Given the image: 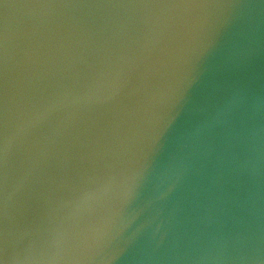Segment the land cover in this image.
<instances>
[{
	"label": "water",
	"instance_id": "1",
	"mask_svg": "<svg viewBox=\"0 0 264 264\" xmlns=\"http://www.w3.org/2000/svg\"><path fill=\"white\" fill-rule=\"evenodd\" d=\"M0 264H264V0H0Z\"/></svg>",
	"mask_w": 264,
	"mask_h": 264
}]
</instances>
